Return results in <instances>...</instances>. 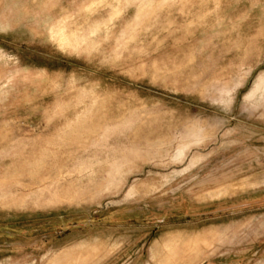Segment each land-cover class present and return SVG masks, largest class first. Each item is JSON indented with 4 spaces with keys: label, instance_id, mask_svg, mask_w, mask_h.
<instances>
[{
    "label": "rangeland",
    "instance_id": "374dc122",
    "mask_svg": "<svg viewBox=\"0 0 264 264\" xmlns=\"http://www.w3.org/2000/svg\"><path fill=\"white\" fill-rule=\"evenodd\" d=\"M115 249L264 264V0H0V264Z\"/></svg>",
    "mask_w": 264,
    "mask_h": 264
},
{
    "label": "crops",
    "instance_id": "0c3cea01",
    "mask_svg": "<svg viewBox=\"0 0 264 264\" xmlns=\"http://www.w3.org/2000/svg\"><path fill=\"white\" fill-rule=\"evenodd\" d=\"M90 224H91L90 226H92L94 229L96 228L98 230L108 229L109 233L111 234V235L109 234L108 236H103L99 232H97L92 237V239L95 240L94 241L95 243H98V241L105 239L107 241H115V243L117 244L118 242L126 238L125 235H118L116 234L117 231H114V230H118V233L121 234L119 232L120 229L125 228V225H123L120 221H113V220H104L101 222L92 221V223L90 222ZM143 245L144 242H142L141 247ZM123 251H125V249H118V250L115 249L114 251H108V252L104 250L102 251V254L94 255V257L90 260L80 261L79 258H77V262L73 264H133L138 260L140 256L139 255L140 251L122 255ZM153 253L154 255L156 254L155 252ZM72 254H74L73 256H75V254L77 253H72Z\"/></svg>",
    "mask_w": 264,
    "mask_h": 264
}]
</instances>
